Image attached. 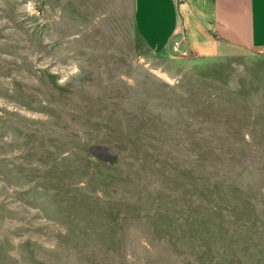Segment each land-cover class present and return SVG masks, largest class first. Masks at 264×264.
Wrapping results in <instances>:
<instances>
[{"label":"rangeland","instance_id":"1","mask_svg":"<svg viewBox=\"0 0 264 264\" xmlns=\"http://www.w3.org/2000/svg\"><path fill=\"white\" fill-rule=\"evenodd\" d=\"M172 41L0 0V264H264V52Z\"/></svg>","mask_w":264,"mask_h":264},{"label":"crops","instance_id":"2","mask_svg":"<svg viewBox=\"0 0 264 264\" xmlns=\"http://www.w3.org/2000/svg\"><path fill=\"white\" fill-rule=\"evenodd\" d=\"M132 19L156 52L166 50L179 29L195 58L212 56L220 44L264 52V0H132Z\"/></svg>","mask_w":264,"mask_h":264},{"label":"built area","instance_id":"3","mask_svg":"<svg viewBox=\"0 0 264 264\" xmlns=\"http://www.w3.org/2000/svg\"><path fill=\"white\" fill-rule=\"evenodd\" d=\"M172 51L173 52H180L181 46L186 45V34L183 30L178 31L175 36L172 37Z\"/></svg>","mask_w":264,"mask_h":264},{"label":"bare ground","instance_id":"4","mask_svg":"<svg viewBox=\"0 0 264 264\" xmlns=\"http://www.w3.org/2000/svg\"><path fill=\"white\" fill-rule=\"evenodd\" d=\"M157 74H159V72ZM160 75H162L164 78H167L168 79V77H167L166 74H164V73L161 72ZM169 82H170V80H169Z\"/></svg>","mask_w":264,"mask_h":264}]
</instances>
